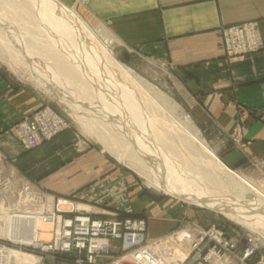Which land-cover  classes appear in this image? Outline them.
<instances>
[{"label": "crops", "instance_id": "crops-1", "mask_svg": "<svg viewBox=\"0 0 264 264\" xmlns=\"http://www.w3.org/2000/svg\"><path fill=\"white\" fill-rule=\"evenodd\" d=\"M62 1L83 6L92 20L106 26L124 64L139 60L165 67L225 166L232 171L254 168L264 182V0ZM247 23L258 48L231 58L224 30ZM41 106L29 86L0 66V148L10 153L19 149L11 129ZM92 143L69 130L21 155L17 168L55 196L82 193L117 204L128 198L134 214L148 221L150 239L204 218L179 200L142 190L132 173Z\"/></svg>", "mask_w": 264, "mask_h": 264}, {"label": "bare ground", "instance_id": "bare-ground-1", "mask_svg": "<svg viewBox=\"0 0 264 264\" xmlns=\"http://www.w3.org/2000/svg\"><path fill=\"white\" fill-rule=\"evenodd\" d=\"M1 7L9 10L13 21L18 20L19 24L24 26L25 30L21 27L23 34L37 41L28 47L27 43L25 44L26 38L17 28L18 33L12 31L16 34V49L20 48L26 57L35 58L39 64H43L45 72L42 73L50 74L48 76L61 88L59 94H66L67 104L70 103L77 109L76 105L80 103L84 112L87 110L98 118V122L108 132L105 133V140L100 137L103 139L102 145L139 173L151 187L194 205L211 209L245 228L264 226V189L258 190L248 179L227 168L201 138L188 116L185 117V122H176L172 118L170 121L175 124L176 131L178 128L180 130L177 131V138L182 147L189 151V156L195 158L192 160L206 159L218 174L226 178L224 182L221 179L222 183L219 188L214 187L215 190L205 185L203 180L210 181L213 185L216 180H211L203 174L200 165L193 163L191 159L182 158L181 149L175 150V146L169 141L172 131L163 129L166 125L164 119L158 120L151 115L157 111V102L174 112L179 107L133 70L118 62L99 40L94 29L92 30L75 10L68 8L60 0H0ZM4 17L0 18V22L9 23L7 15ZM10 22L12 23V20ZM45 74L42 76L46 79ZM42 79L44 81V78ZM66 86L71 87V92L62 89ZM162 110L164 111V108ZM74 114L76 116L75 112ZM77 120L85 131L92 135L93 128L86 125L80 116ZM229 188L233 191H224ZM10 218L18 225L5 229L4 233L11 239L20 244H34L40 241L38 232L42 220L39 217L15 214ZM46 224L53 222L51 220ZM23 229L24 233L21 231ZM22 235L26 237H19ZM5 254L4 251L0 256V264L7 261ZM9 258L10 256L8 260ZM10 262L38 264L39 260L31 255L13 251Z\"/></svg>", "mask_w": 264, "mask_h": 264}, {"label": "rangeland", "instance_id": "rangeland-1", "mask_svg": "<svg viewBox=\"0 0 264 264\" xmlns=\"http://www.w3.org/2000/svg\"><path fill=\"white\" fill-rule=\"evenodd\" d=\"M60 1L65 4L62 0ZM65 5L68 8L75 10L83 21L92 30L94 29L93 31L97 33L99 40L105 44V46L111 51L112 56L118 62L133 70L136 75L151 84L155 89L168 96L173 101L174 105L179 107V109L174 112V110H171L161 102H159V104L157 102V111L151 113V115L158 120L164 119L166 125L163 126V129L167 132L172 131L173 134H169V141L173 147L175 146V150L179 151L178 149H181V157L184 159H191L193 163L200 165L201 170L204 172L203 174L209 176L211 180H216L215 185L210 183V181L208 182L205 180H203V183L210 187L211 190L219 188L222 183H220L221 179L223 182L226 181L225 176L218 174V172L208 164L206 159L204 160L199 158L200 161L192 160L195 158H193V156H189V151L182 147V144L177 138V131L179 128L176 131L177 128L174 126L175 124L170 121L173 118L176 122L178 120L185 122L186 120L184 119L188 116L193 122L196 130L199 132V135H201V138H203L209 147L214 150L208 135L201 131L196 120L188 112L187 105L183 102V93L177 85L178 82L174 79L173 75H171L165 67L158 64H150L139 60H133L131 64H124L121 61V51L118 48V44L106 26L92 20L83 6ZM10 14L9 10L7 11L3 7L0 8V16L5 18L4 16L7 15L6 19H8L7 22H9H0V66L4 70H7V72L13 76L15 80L29 86V88L41 98L42 106L39 110L11 129V135L17 142L19 149L10 153L0 148V158L6 159L5 170L3 171L4 178L3 182L0 184V219L2 220L0 224V256L4 251L6 252L5 256H7V261L4 264H16L14 262H10L11 252L13 251L37 258L39 260L38 264H90L88 261V250L84 249L80 251V249L76 247L77 242L75 239L72 241V247L68 250L65 249L66 251H63V244L59 241V239H56L57 233L61 232L63 235L67 229L70 230V227L65 226L66 222H74V220H76V218H80L81 215H88L93 220L121 222L123 224L127 221H144L146 223V233L145 241L142 246L149 247V249H151L159 259H163L168 264H216V262L223 264H264V226L260 225L257 228H245L211 209L200 207L177 197L157 191L155 188L151 187L139 175V173L119 160L110 149L104 146V144L102 145L101 141L103 139L105 140V133L107 131L101 126L100 122H98V118L95 117L93 113H88L89 111L87 110L84 112L83 109L80 108V103L76 105L77 109L70 105V103L67 104L65 102L66 94H59V90H61V88L57 87L54 80L48 76L50 74L42 73L45 72V69L42 66L43 64H39L35 58L30 57L29 59L26 57L22 53L23 51H20V48L16 49L18 48L16 47L17 40L14 38L16 37V34L13 33H18L17 30L20 29L22 35V31L25 29L21 23L19 24L18 20L13 21ZM11 20L12 23L10 22ZM21 27H23V30ZM14 28L15 30L17 28L19 29L15 31ZM8 30H10L11 33L13 31V33L9 34ZM4 36H6V38H2ZM22 36L26 38L25 44L27 43L26 45L28 47H31V44H34V41L37 42L29 35L26 36L23 34ZM32 59L35 60L33 61ZM44 74L47 75V80L44 76H42ZM42 78H44V81ZM62 89L67 90V92H71V87L69 86ZM163 108L164 111L162 110ZM41 111L56 114L61 121L65 123L67 128L57 136L44 141L38 148L27 150L25 149L23 141L19 138V135L16 132V127L29 121L33 118L34 114ZM74 112L76 113V116ZM79 116L82 121L86 123V125L93 128L91 132L92 135H90L89 132H86L81 122L77 120ZM69 130H74L77 133V138L83 142H93L92 144L95 147L105 149L113 159H116L122 166L125 167L127 172H130L135 176L142 190L150 192L152 195L157 197L179 200L184 205L194 208L195 211L200 212L204 218L200 219V223L196 222L190 226L177 229L163 238L150 239L147 234L148 221L145 218H141L139 215L137 216L134 214L133 210L130 208V200H128V198L125 203L117 204L113 201L105 202L102 200L99 201L95 199L92 200L91 198H85V194L82 193L71 197H60L43 191L37 184H35V182L29 181L23 172L17 168V161L21 155L39 149L43 145L52 142L54 139ZM78 145L79 142H77V146ZM182 161L184 162L183 159ZM233 172H236L248 179L258 190H260L259 188L264 189V182L254 168H246L241 171ZM224 191L231 192L233 189L229 188ZM15 214L18 216L27 214L33 218L42 216L48 217L49 215L56 214L59 220H61V224L56 227L52 224L47 225L46 223L40 222V229L38 232L40 241L35 242L34 244H20L4 233L6 231L5 229L13 225L18 226L17 224L15 225L10 218L11 216H15ZM51 220L53 221V219ZM74 228H72V230H74ZM21 231L24 233L25 230L23 229ZM19 237L26 236L22 235ZM248 238L253 239L256 244V251L253 256L248 259H244L245 243ZM64 240H66V238L63 237L61 241ZM194 242H199V245L193 246ZM110 244V254L108 256L98 257L96 262L93 264H134L132 262L133 258L131 257L134 248L129 246L123 240H111ZM183 255H186V257L184 258ZM8 256H10L9 260Z\"/></svg>", "mask_w": 264, "mask_h": 264}, {"label": "built area", "instance_id": "built-area-1", "mask_svg": "<svg viewBox=\"0 0 264 264\" xmlns=\"http://www.w3.org/2000/svg\"><path fill=\"white\" fill-rule=\"evenodd\" d=\"M224 37L226 51L231 58L244 57L255 52L258 48L254 28L248 23L226 28L224 30ZM66 128L65 123L56 114L41 111L34 114L33 118L29 121L18 125L16 132L23 141L25 149L33 150L38 148L44 141L57 136ZM5 163L6 159L0 158V184L4 178ZM49 216L39 218L42 222L46 223H49L50 219H53L52 225L56 227L61 224V220H59L56 214H53L51 217ZM1 221L0 219V224ZM65 226L70 227V230L67 229L63 235L61 232L56 234V239H59L63 244V251L70 249L72 241L75 239L77 242L76 247L80 251L84 249L88 250V261L90 264L95 263L98 257L110 254L111 240H123L134 248L131 255L134 264H168L163 259H159L149 247L142 246L146 233V223L144 221H127L123 224L121 222L93 220L88 215H81L74 222H66ZM63 237L66 240L61 241ZM245 244L244 259H248L254 255L256 244L251 238H248ZM197 245H199V242H194L193 246Z\"/></svg>", "mask_w": 264, "mask_h": 264}]
</instances>
